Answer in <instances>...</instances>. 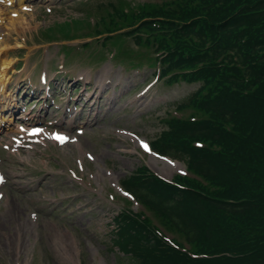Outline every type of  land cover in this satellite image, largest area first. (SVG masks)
<instances>
[{"label": "rangeland", "instance_id": "374dc122", "mask_svg": "<svg viewBox=\"0 0 264 264\" xmlns=\"http://www.w3.org/2000/svg\"><path fill=\"white\" fill-rule=\"evenodd\" d=\"M13 2L1 3L4 17L19 8ZM108 3L118 0H24L17 32L0 28V72L7 68L0 84V264H122L112 247L113 219L123 210L142 212L124 180L142 166L168 180L186 173L184 163L147 153L142 142H155L169 116L188 117L175 108L199 85H166L156 68L131 69L114 57L115 46L103 49L97 41L107 35L90 33ZM67 23L72 31L63 40L55 27ZM126 41L124 50H137ZM21 113L24 122L14 119ZM33 122L37 134L23 128ZM56 131L70 134L67 145L52 139Z\"/></svg>", "mask_w": 264, "mask_h": 264}, {"label": "trees", "instance_id": "16d2710c", "mask_svg": "<svg viewBox=\"0 0 264 264\" xmlns=\"http://www.w3.org/2000/svg\"><path fill=\"white\" fill-rule=\"evenodd\" d=\"M157 1L118 0L93 31L87 21L131 69L200 84L176 107L190 115L168 118L153 143L187 176L169 183L141 167L126 178L145 211L114 217L112 247L122 264H264V0ZM55 30L69 40L72 26Z\"/></svg>", "mask_w": 264, "mask_h": 264}, {"label": "bare ground", "instance_id": "6f19581e", "mask_svg": "<svg viewBox=\"0 0 264 264\" xmlns=\"http://www.w3.org/2000/svg\"><path fill=\"white\" fill-rule=\"evenodd\" d=\"M11 1L13 2L14 0H4L3 2L5 3L6 7L9 8L11 7ZM15 2L17 3V5L19 6V8L14 11L13 17H4L6 14V11L2 10L0 8V28H2V25H5L6 28L9 29L10 33H14L17 32V26L22 22V20H24V18H22V12L25 11V7H24V0H15ZM17 35H20L19 33H17ZM1 52V49H0ZM7 68H2V71L0 72V84L3 83V81H5V77H6V71ZM109 83V82H108ZM3 89H4V85H3ZM108 88H104L102 90V92L100 93V96H104L107 93ZM74 248V243H72L71 245Z\"/></svg>", "mask_w": 264, "mask_h": 264}, {"label": "snow or ice", "instance_id": "6c2138e0", "mask_svg": "<svg viewBox=\"0 0 264 264\" xmlns=\"http://www.w3.org/2000/svg\"><path fill=\"white\" fill-rule=\"evenodd\" d=\"M58 139H62V138H59V137H58ZM144 147H145V149H147V146H146V145H144Z\"/></svg>", "mask_w": 264, "mask_h": 264}]
</instances>
